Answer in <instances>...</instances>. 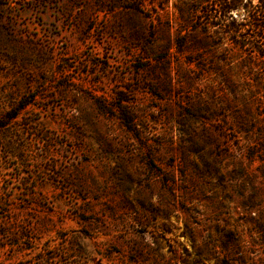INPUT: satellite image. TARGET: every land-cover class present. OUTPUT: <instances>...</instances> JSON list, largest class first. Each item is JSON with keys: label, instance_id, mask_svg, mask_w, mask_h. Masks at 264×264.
<instances>
[{"label": "rangeland", "instance_id": "obj_1", "mask_svg": "<svg viewBox=\"0 0 264 264\" xmlns=\"http://www.w3.org/2000/svg\"><path fill=\"white\" fill-rule=\"evenodd\" d=\"M182 1L0 0V264H264V107Z\"/></svg>", "mask_w": 264, "mask_h": 264}, {"label": "trees", "instance_id": "obj_2", "mask_svg": "<svg viewBox=\"0 0 264 264\" xmlns=\"http://www.w3.org/2000/svg\"><path fill=\"white\" fill-rule=\"evenodd\" d=\"M176 6L180 24L191 23L192 12L185 9L182 0H177ZM214 9L215 19L224 29L225 36L238 38L240 42H235L234 47H227L226 52L241 59V74L243 79L241 85L249 91V98L244 96L241 101L245 108L256 104L264 107V74H253L252 62L258 61L264 65V0H207ZM247 27L255 31L250 38L241 36V28ZM181 45L177 46L179 51H185V40H181ZM243 62V64H242ZM264 72V66L260 68ZM256 75L255 79H250ZM227 85L232 83L225 79ZM225 83V82H224ZM263 94H261V92Z\"/></svg>", "mask_w": 264, "mask_h": 264}]
</instances>
